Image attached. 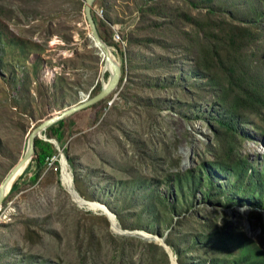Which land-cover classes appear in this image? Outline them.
<instances>
[{
    "label": "rangeland",
    "instance_id": "374dc122",
    "mask_svg": "<svg viewBox=\"0 0 264 264\" xmlns=\"http://www.w3.org/2000/svg\"><path fill=\"white\" fill-rule=\"evenodd\" d=\"M83 6L0 0V183L33 127L107 80ZM152 6L175 14L171 22L142 15ZM208 9L264 34V0H94L92 15L122 81L100 103L65 117L67 157L60 149L71 160L65 171L73 191L110 207L121 229L164 236L178 264H243L244 248L264 257V208L248 188L264 171V120L245 114L226 143L234 159L221 155L216 137L225 136L214 117L228 114L214 98L210 74L197 65L206 59L192 39L195 20L207 22L201 15ZM253 60L264 63L261 43ZM54 148L37 178L28 164L2 201L0 264H164L147 243L155 240L118 234L102 210L73 200ZM242 159L251 183L233 171ZM242 205L250 210L238 212Z\"/></svg>",
    "mask_w": 264,
    "mask_h": 264
},
{
    "label": "trees",
    "instance_id": "16d2710c",
    "mask_svg": "<svg viewBox=\"0 0 264 264\" xmlns=\"http://www.w3.org/2000/svg\"><path fill=\"white\" fill-rule=\"evenodd\" d=\"M194 5H196V3H194ZM142 11V15L152 13L158 16H168L169 23L171 22L170 17L175 15L172 14V12L167 13L162 7L156 6L143 8ZM201 16H206L207 22L203 23L202 19L195 20L194 24L197 29L194 30V33H192V39L195 44L199 46L200 58H205L206 62L199 61L197 65L210 74L208 81L210 86L215 89L214 98L218 102L219 106L225 108L228 114L227 116L214 117V123L216 124V129L222 131L224 134L223 136H225V138H220L222 135H217L216 137L221 143V155L224 158L226 156L229 158L232 156V148L226 147V143L231 141L228 137L233 138L238 134L236 122L245 123V114H256L264 120V63L252 65V62H254L253 59L257 57V52H259V43H261L262 47H264V34L259 36L258 32L262 31H255L253 26L252 28L244 26L240 23H234L233 21L226 20L225 18H220V16L215 15L211 9H208L207 12L203 13ZM251 22L249 24L253 23ZM153 25L159 26L156 22ZM98 33L102 40L106 42L99 30ZM136 40L137 39H133L131 41ZM145 40L151 41L152 39L147 37ZM256 40L258 45L252 46ZM109 50L111 54H113L110 47ZM121 81L122 76L119 79V83ZM101 100L98 101V103H100ZM68 129L69 127L66 124V118H62L47 127L44 131L48 138L56 139L60 147H62L66 157L68 152L63 145L67 135L70 134L67 133ZM228 132L232 135H229ZM55 152L56 151L52 143L41 138H35L34 155L28 162L29 165L34 163L36 167V171L32 175L33 180L37 178L41 168L46 164V162L52 156L56 155ZM231 159L234 158L231 157ZM67 161L71 163L69 157L67 158ZM53 163L58 166L57 157ZM247 164L248 162L242 159L237 162L236 169L233 171L236 172L239 179L245 178L244 181L249 182L250 177H248L246 170ZM27 165L23 168L21 173L25 170ZM56 170L58 171V167ZM260 174L261 178L258 183L253 184L249 182L252 186L248 188L253 196L256 198L258 197L261 203L260 205H262L259 208L262 209L264 208V171ZM17 181H15L12 185L10 189L11 192L17 188ZM115 217L118 218L116 213ZM158 242L159 241H149L147 243L150 246L159 249L161 251V255L163 256V262H165L164 264H169L167 252ZM166 243L172 248L173 252L176 250V247L172 245L170 241L166 240ZM206 247L209 249L211 248V250H215L213 247H218V250L222 249L218 245L216 246L215 243L210 242H207ZM175 253L176 252H174V254ZM242 254L243 257L240 261H243V264H264V257L262 259L258 257L263 254L259 250L252 249L250 247L244 248ZM250 258L256 259L255 261H252ZM177 259L178 258H176V261L178 262Z\"/></svg>",
    "mask_w": 264,
    "mask_h": 264
},
{
    "label": "water",
    "instance_id": "95a60500",
    "mask_svg": "<svg viewBox=\"0 0 264 264\" xmlns=\"http://www.w3.org/2000/svg\"><path fill=\"white\" fill-rule=\"evenodd\" d=\"M94 0H84V15L85 19L89 28V34L88 36L90 37L91 40H93L94 46L96 48H99L101 50V53L103 54L102 59L105 64H109L111 67V70L108 71V77L106 83H102L101 81V86L100 89L95 93L93 96L89 97L88 99H80V102L77 104H73L69 107H65L60 113H53L50 116L46 117L45 119L41 120L35 127L32 128V130L29 132L28 137H27V144L26 148L24 151V154L18 159V161L11 167V169L8 171L4 179L0 183V207L2 205V201L4 200L5 196L8 194V190L6 191L7 185L11 181V179L15 176V174L20 170V168L23 167V165L27 162L30 161L32 156L34 155V141L35 138H41L45 141H48L56 147V149L59 151V166H60V173L61 174V169H62V158H66L60 149V146L56 139L54 138H48L44 131L46 130L47 127L55 123L56 121L65 118L66 116L84 109L101 99H104L107 97L109 94H111L117 87L121 75V70H120V65L118 61L115 60L114 57L110 54L109 46L105 43V41L102 40L98 33L97 25L94 20V17L92 15V4ZM103 73V72H102ZM67 162V161H66ZM61 178V177H60ZM61 180V179H60ZM11 189V187H10ZM106 207L107 211H109L108 214L104 213L109 222H110V227L113 231H115L118 234H137L138 236L142 238H146L149 240H157L159 239V244L164 248V250L168 253L170 263L171 264H178L176 261V256L173 255L172 251L170 250L168 244L164 240V236H160L158 234H150V237H146L143 235L139 230L135 231H128V230H123L120 228V226L117 223V220L115 218V214L104 204ZM152 236V237H151Z\"/></svg>",
    "mask_w": 264,
    "mask_h": 264
},
{
    "label": "bare ground",
    "instance_id": "6f19581e",
    "mask_svg": "<svg viewBox=\"0 0 264 264\" xmlns=\"http://www.w3.org/2000/svg\"><path fill=\"white\" fill-rule=\"evenodd\" d=\"M96 47V46H95ZM99 49V48H98ZM100 50V49H99ZM101 52V50H100ZM111 54V52H110ZM101 55L103 56V54L101 53ZM112 55V54H111ZM113 57V56H112ZM111 70V67L109 64H105L102 67L101 72H108ZM102 83H106L104 82V80L102 81ZM81 99H86V95L81 93ZM28 164L25 163L23 165L22 168H20V170L15 174V176L11 179V181L9 182V184L7 185L6 191L8 190V192L10 191V187H12L13 183L16 181V179L18 178L19 174L21 173V171L23 170V168ZM65 165H66V161L64 158H62V169H61V177H62V182L64 183V185L67 187L68 191L70 192L71 196L73 197V200L79 205V206H88V207H95V208H99L100 210H102V212L108 214L109 211H107L106 207L104 206L103 203H98V202H91L89 200H86L84 198H82L81 196L77 195L73 189H72V184L70 182V176L66 173L65 171ZM114 230V229H113ZM139 232H141L143 235H145L146 237H150L149 232H145L144 230H139ZM152 237V236H151ZM157 241H159V239H157Z\"/></svg>",
    "mask_w": 264,
    "mask_h": 264
},
{
    "label": "clouds",
    "instance_id": "9594fccd",
    "mask_svg": "<svg viewBox=\"0 0 264 264\" xmlns=\"http://www.w3.org/2000/svg\"><path fill=\"white\" fill-rule=\"evenodd\" d=\"M241 210L249 211L250 209L248 208L247 205H242L241 208L237 209V211L240 212Z\"/></svg>",
    "mask_w": 264,
    "mask_h": 264
}]
</instances>
